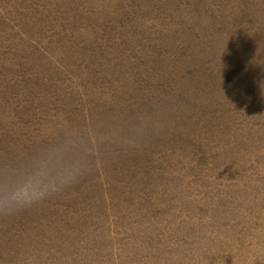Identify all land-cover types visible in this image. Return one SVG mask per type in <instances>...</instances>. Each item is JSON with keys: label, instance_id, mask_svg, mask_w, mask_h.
<instances>
[{"label": "rangeland", "instance_id": "1", "mask_svg": "<svg viewBox=\"0 0 264 264\" xmlns=\"http://www.w3.org/2000/svg\"><path fill=\"white\" fill-rule=\"evenodd\" d=\"M0 264H264V0H0Z\"/></svg>", "mask_w": 264, "mask_h": 264}]
</instances>
